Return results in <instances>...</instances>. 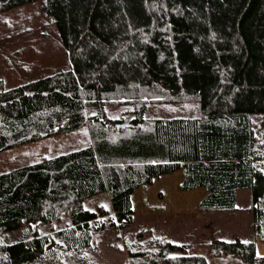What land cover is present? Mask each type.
I'll use <instances>...</instances> for the list:
<instances>
[{"label":"trees","instance_id":"16d2710c","mask_svg":"<svg viewBox=\"0 0 264 264\" xmlns=\"http://www.w3.org/2000/svg\"><path fill=\"white\" fill-rule=\"evenodd\" d=\"M38 1L69 59L14 87L0 80V153L84 127L91 141L0 174V264L83 254L105 214L86 210L87 199L107 193L111 226L126 229L134 193L179 171L180 191L207 193L203 212H234L248 190L264 243V128L253 121L264 118V0H0V14ZM164 98L195 101L199 115L149 118ZM25 224L52 233L3 240ZM134 238L135 264H208L187 245ZM211 250L264 264L254 241L215 240Z\"/></svg>","mask_w":264,"mask_h":264},{"label":"rangeland","instance_id":"374dc122","mask_svg":"<svg viewBox=\"0 0 264 264\" xmlns=\"http://www.w3.org/2000/svg\"><path fill=\"white\" fill-rule=\"evenodd\" d=\"M41 1L0 14V80L7 88L14 87L40 75L51 73L68 63V50L59 38L54 20L41 10ZM163 100V99H162ZM155 102L148 117H194L199 115L195 101ZM114 110V111H113ZM107 111L119 117L118 108ZM257 128H264V118L253 116ZM87 127L80 131L47 138L0 153V174L29 165L44 157L83 148L90 143ZM263 171L264 167L259 168ZM182 172L156 179L153 185L141 187L132 197L134 222L126 229L111 226L112 205L107 193L87 199L84 208L91 212L105 211L93 224L91 247L83 254H50L36 264H135L128 256V247L138 233L143 243L159 239L176 245H187L188 254L203 256L208 264H243L232 256L216 257L211 250L215 240L254 241L257 253L264 257V243L253 235V215L250 193H238V209L234 212H203L199 203L206 195L204 189L180 191ZM69 222L68 217L63 223ZM102 225L104 228L102 229ZM52 233L50 226L25 224L20 230L3 237L6 243L31 238L35 233Z\"/></svg>","mask_w":264,"mask_h":264},{"label":"crops","instance_id":"0c3cea01","mask_svg":"<svg viewBox=\"0 0 264 264\" xmlns=\"http://www.w3.org/2000/svg\"><path fill=\"white\" fill-rule=\"evenodd\" d=\"M207 194V193H206Z\"/></svg>","mask_w":264,"mask_h":264}]
</instances>
